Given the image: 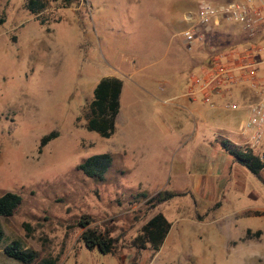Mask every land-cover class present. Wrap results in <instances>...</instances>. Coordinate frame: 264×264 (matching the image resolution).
Instances as JSON below:
<instances>
[{
  "label": "rangeland",
  "instance_id": "1",
  "mask_svg": "<svg viewBox=\"0 0 264 264\" xmlns=\"http://www.w3.org/2000/svg\"><path fill=\"white\" fill-rule=\"evenodd\" d=\"M23 2L0 0V194L21 197L2 219L0 246L16 239L55 264H264V185L219 144L245 147V110L196 100L195 120L181 105L189 73L207 57L200 45L185 49L178 34L197 0L50 4L42 24ZM228 32L224 43L204 40L209 51L240 44L244 34ZM105 76L121 80V91L114 130L101 137L86 116ZM97 153L111 156L102 181L76 169ZM161 191L180 194L150 207ZM157 211L169 223L164 241L157 251L136 247ZM82 216L113 238L111 252L85 246ZM0 264L22 263L0 251Z\"/></svg>",
  "mask_w": 264,
  "mask_h": 264
},
{
  "label": "built area",
  "instance_id": "2",
  "mask_svg": "<svg viewBox=\"0 0 264 264\" xmlns=\"http://www.w3.org/2000/svg\"><path fill=\"white\" fill-rule=\"evenodd\" d=\"M222 22L237 25L245 42L223 50L210 49L204 62L198 63L189 73L180 95L213 107L215 98L229 96L232 86L246 85L252 93V101L239 104L229 100L223 104L230 110H245L246 117L238 133L245 138L244 146L264 163V76L258 72L264 62L262 9L252 0H197L194 9L183 14L184 27L178 34L188 50L204 44L206 31Z\"/></svg>",
  "mask_w": 264,
  "mask_h": 264
},
{
  "label": "trees",
  "instance_id": "3",
  "mask_svg": "<svg viewBox=\"0 0 264 264\" xmlns=\"http://www.w3.org/2000/svg\"><path fill=\"white\" fill-rule=\"evenodd\" d=\"M79 0H24V9L34 16L38 23L42 24L45 19L39 17L40 14L50 5L56 8H65ZM3 15H0V23L3 21ZM121 91V80L116 77H102L92 88L91 99L88 102V112L86 116V128L93 131L101 137H108L114 130L115 119L119 108V94ZM56 136L55 131L43 135L40 139V145H44L48 140ZM219 144L228 153L233 160L247 169L263 185L264 181L260 177V171L264 168L257 155L250 149L231 143L228 139H220ZM111 164V156L108 153L92 154L76 165V169L83 175L95 181L104 180V174ZM174 191H161L151 195L147 202L150 207H154L168 199L179 195ZM140 195L146 196L144 193ZM21 203V197L15 192L5 191L0 194V243L4 236L2 219L11 216ZM86 216L78 220V225L83 229L79 237L86 247H97L103 253L111 252L113 248V238L107 233L91 228ZM169 223L159 212H155L140 227V232L133 239V245L138 248H150L157 251L160 247L167 231ZM249 230H246L248 236ZM260 230L255 231L259 235ZM1 247V246H0ZM2 253L22 264H55L56 259L45 257L40 258L38 252L33 248L22 246L20 241L13 239L2 246Z\"/></svg>",
  "mask_w": 264,
  "mask_h": 264
},
{
  "label": "crops",
  "instance_id": "4",
  "mask_svg": "<svg viewBox=\"0 0 264 264\" xmlns=\"http://www.w3.org/2000/svg\"><path fill=\"white\" fill-rule=\"evenodd\" d=\"M252 1H253L254 4L259 6L262 9L263 13H264V6H263L262 1L261 0H252ZM215 27H218V28H215ZM230 28H232L233 30H236V31L240 30L237 25L222 22L218 26H211L210 29H208L206 31L205 40L206 41L207 40L214 41V42L217 41V42H220V43H224L226 41V39L228 38L227 34L229 33L228 29H230ZM240 41H242V42H240ZM244 42H245V37L244 36L241 39L239 37V39L237 40V43H240V44H242ZM199 47L201 48V51H203L204 53L206 52V55L209 54V49L207 47V44H205V43L201 44ZM198 56H199L198 52H196V53L192 52V54L188 55V58H189V60H190V62L192 64H195L197 59H199ZM204 60H200L199 62L197 61V64L200 63V62H204ZM197 64H195L194 66H196ZM258 72H260L261 75L264 76V62L262 64L261 69ZM108 77H111V76H108ZM112 77H114V76H112ZM250 98H252V93L249 91V89L246 88V85L238 84V85H234V86H232L230 88V95L229 96H226V97L223 96V98L222 97H216L215 101H217V100L225 101L226 99H230V100H232L234 102H238L239 104H243L245 102L252 101V99H250ZM193 104H195L194 101H190V100H187V101L183 100L181 102L182 107L184 109H188V111H191V109H192L199 116V117L195 118V120H199V119H201L202 116L199 114V112L196 110L195 105H193ZM238 110L244 111V109H238ZM212 118H214V117L212 116ZM201 180H202V178H201ZM206 181H207V179H206ZM165 237H164V239H165ZM164 239H163V241H164ZM0 251L2 253V247H0Z\"/></svg>",
  "mask_w": 264,
  "mask_h": 264
}]
</instances>
